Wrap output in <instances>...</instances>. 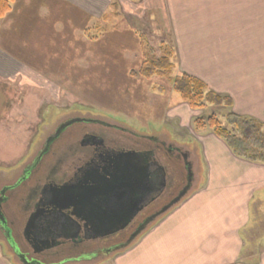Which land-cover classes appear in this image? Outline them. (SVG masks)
Returning a JSON list of instances; mask_svg holds the SVG:
<instances>
[{
  "label": "crops",
  "instance_id": "1",
  "mask_svg": "<svg viewBox=\"0 0 264 264\" xmlns=\"http://www.w3.org/2000/svg\"><path fill=\"white\" fill-rule=\"evenodd\" d=\"M42 4L52 15L37 12ZM111 8L126 21L118 31L136 35L139 44L142 34L152 33L151 42L154 37L172 46L177 75L202 79L232 99L234 113L264 128V0H15L4 22L0 19V66L9 74L0 81L44 91L50 80L32 63L40 59L27 61L26 52L17 51L18 40L28 39L27 33L36 43L49 38L56 16L75 18L87 29L92 17L103 19ZM18 25L21 32L13 29ZM175 107L167 116L190 128L195 146L185 147L195 156L196 184L107 264H264V164L237 156L209 129L194 131L189 106ZM4 246L0 240V264H11Z\"/></svg>",
  "mask_w": 264,
  "mask_h": 264
},
{
  "label": "flooded vegetation",
  "instance_id": "2",
  "mask_svg": "<svg viewBox=\"0 0 264 264\" xmlns=\"http://www.w3.org/2000/svg\"><path fill=\"white\" fill-rule=\"evenodd\" d=\"M196 181L195 156L175 141L71 115L46 135L14 180L0 187V204L21 254L9 245L1 223L0 235L17 264L89 263L110 256L150 219L158 222L188 195L161 211ZM62 186L64 200L55 197ZM137 197L141 210L126 228L108 236L92 228L106 219L118 222ZM57 204L66 207L62 211Z\"/></svg>",
  "mask_w": 264,
  "mask_h": 264
},
{
  "label": "rangeland",
  "instance_id": "3",
  "mask_svg": "<svg viewBox=\"0 0 264 264\" xmlns=\"http://www.w3.org/2000/svg\"><path fill=\"white\" fill-rule=\"evenodd\" d=\"M30 6L29 3L27 8ZM115 10L111 8L103 19L92 17L84 30L75 18L71 21L60 16L56 19L46 17L55 20L56 32L49 36L50 39L44 36L36 43L31 37L33 34L27 33L28 39L18 40V53L26 52L27 61L39 58L40 61L35 59L32 63L45 73L50 84L47 83L43 91L21 87L12 81H0V187L14 180L46 135L71 115L103 118L142 134L175 141L185 149V145L195 146L188 132L190 128L182 127L181 118L167 116L172 107L175 109L171 112L175 114L176 104L182 102L171 82L157 76L148 79L133 74L147 58L162 56L166 43H160L154 37L151 42L148 38L152 33L142 34V44L136 41V35H131L133 39L128 38V31H118L117 25L124 26L126 21L118 19L113 14ZM37 12L42 17L52 15L44 4ZM18 28L19 25L13 29L21 32ZM33 45L38 51H34ZM5 69L0 66V78L9 76ZM175 75L177 70L174 68ZM189 108L195 114L190 123L194 131V120L211 113H217L222 124L230 127V122L218 108ZM0 240H3L1 235ZM4 251L11 264H17L6 245ZM114 253L85 264L110 263Z\"/></svg>",
  "mask_w": 264,
  "mask_h": 264
},
{
  "label": "trees",
  "instance_id": "4",
  "mask_svg": "<svg viewBox=\"0 0 264 264\" xmlns=\"http://www.w3.org/2000/svg\"><path fill=\"white\" fill-rule=\"evenodd\" d=\"M14 1L0 0V19L10 13ZM163 48L162 56L147 58L138 72L133 74L148 79L157 76L169 80L173 90L180 94L182 102L194 109L206 106L220 109V113L230 122V127L222 124L217 113H211L208 116L197 117L194 120L195 129L211 130L223 139L237 156L264 164L263 124L254 118L234 113L232 99L211 90L202 79L189 73L173 76L175 67L173 47L165 44ZM239 260L243 261V258L240 257Z\"/></svg>",
  "mask_w": 264,
  "mask_h": 264
},
{
  "label": "water",
  "instance_id": "5",
  "mask_svg": "<svg viewBox=\"0 0 264 264\" xmlns=\"http://www.w3.org/2000/svg\"><path fill=\"white\" fill-rule=\"evenodd\" d=\"M136 155L140 156L142 154L137 152ZM143 156L146 157L147 154H145ZM148 156H151V153ZM151 186L152 187L155 186V178L152 179ZM190 188L191 187H189V186L186 187V189L181 193V196L175 202H173L172 204L165 207L161 211V214H165L166 212H168L173 205L178 203L184 196H186L189 193ZM65 195H66V187L62 186L61 188L56 189V196L55 197L57 199L64 200L66 197ZM141 201H142V199L140 197H137L135 205H133L130 208L128 213H120L118 222H116L117 220L115 222H113V220H107L106 219V221L103 220V221H100L99 223L92 224V228H95L96 230L101 229L100 230L101 236H108V235H111L113 233H116V232L126 228L129 225L132 218L141 210V206H140ZM56 206H57L56 208H59L62 211L66 207V206L59 205V204H57ZM155 220H156V218H152L149 221H147L144 226L140 227L132 235V237L128 240V242L125 245L116 248V250H114V252L115 251H122V250L126 249L127 247H129L135 240L138 239V237L142 234L143 231H146V229L149 227V225L154 223ZM0 223L4 225V227L7 231L6 235H7V239H8L7 241L9 243V245L14 249L15 253H18V255L21 254L20 248H19L18 244L16 243V241L12 235V229L8 225V221H7L6 216L2 210L1 204H0ZM30 227L31 226L28 225L26 230L29 231ZM20 256H22V255H20ZM22 258H23V256H22Z\"/></svg>",
  "mask_w": 264,
  "mask_h": 264
}]
</instances>
